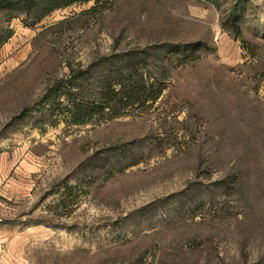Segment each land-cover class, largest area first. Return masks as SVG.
Segmentation results:
<instances>
[{
  "label": "rangeland",
  "instance_id": "1",
  "mask_svg": "<svg viewBox=\"0 0 264 264\" xmlns=\"http://www.w3.org/2000/svg\"><path fill=\"white\" fill-rule=\"evenodd\" d=\"M66 1L0 0V264H264V0Z\"/></svg>",
  "mask_w": 264,
  "mask_h": 264
},
{
  "label": "trees",
  "instance_id": "2",
  "mask_svg": "<svg viewBox=\"0 0 264 264\" xmlns=\"http://www.w3.org/2000/svg\"><path fill=\"white\" fill-rule=\"evenodd\" d=\"M244 1L239 0V4L241 5ZM71 2L72 0L66 1L64 4L68 5ZM121 63L113 66L116 67ZM134 70L132 68L130 70L120 68L117 76L110 74L106 83L101 85L96 92L97 97L94 100L85 101L82 94L83 90H73V84L67 87L68 89L64 93L68 100L66 110L71 113L72 121L82 123L85 122L86 117H91L106 110L115 115H121L122 108L156 99L161 94L162 88L156 89L154 84H150L144 79L143 73H137ZM256 264L262 263L258 262Z\"/></svg>",
  "mask_w": 264,
  "mask_h": 264
}]
</instances>
